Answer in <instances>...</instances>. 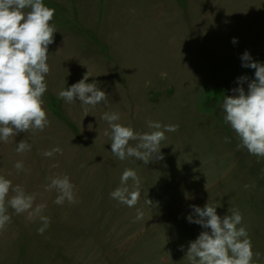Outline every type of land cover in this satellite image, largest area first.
I'll return each mask as SVG.
<instances>
[{"label": "rangeland", "instance_id": "374dc122", "mask_svg": "<svg viewBox=\"0 0 264 264\" xmlns=\"http://www.w3.org/2000/svg\"><path fill=\"white\" fill-rule=\"evenodd\" d=\"M44 3L55 9L57 29L43 97L50 125L0 143V175L35 193L36 203H47L44 215L51 223L41 235L38 219L9 208L11 223L0 231V264H190L189 242L204 229L187 216L192 206L208 202L221 206L222 217L231 207L242 213L252 250L260 253L255 264H264V157L238 147L222 111L225 95L241 86L238 78H248L246 91L255 79L241 56L248 52L264 63V0ZM88 70L87 82L97 83L108 103L85 117L78 99L67 104L58 93ZM105 112L120 113V123L140 133L150 131L149 120L179 127L166 133L163 159L148 165L120 161L104 134L110 131L100 118ZM22 140L31 150L18 154ZM57 147L62 154L42 155ZM17 161L24 171L15 169ZM126 168L141 179V198L132 208L110 196ZM56 174L70 177L76 203L56 205V193L45 191L47 178Z\"/></svg>", "mask_w": 264, "mask_h": 264}, {"label": "clouds", "instance_id": "9594fccd", "mask_svg": "<svg viewBox=\"0 0 264 264\" xmlns=\"http://www.w3.org/2000/svg\"><path fill=\"white\" fill-rule=\"evenodd\" d=\"M54 15L55 9L46 6L44 0H0V143H7L20 132L43 131L50 125L43 97L48 90L46 77L50 73L48 48L57 32ZM232 43H238V38H233ZM241 60L243 67L255 70V79L248 83L246 91L242 85L248 78H238L236 82L241 86L233 88L232 95H225L224 122L238 136V147L264 157V63L254 61L248 52ZM89 77L88 70L83 79L58 93V98L67 104L78 99L85 117L90 108L108 103L106 92L97 83H88ZM100 118L109 125L110 131L104 134L110 137L112 154L120 161L135 158L146 165L163 159L160 145L166 133L176 132L179 127L149 120L150 131L140 133L131 125L120 123L118 112H105ZM130 141L136 142L134 146ZM225 141L230 142L228 138ZM30 150L31 144L25 140L16 143L18 154ZM56 154H62L59 147L42 153L45 158ZM14 167L18 172L25 170L23 161H17ZM47 179L45 191L56 193V205L77 202L75 185L68 175L56 174ZM120 185L110 193L111 198L129 208L135 207L142 194L137 171L126 168L120 176ZM145 203L151 206L152 201L147 199ZM218 207L221 206L209 202L204 207L192 206L187 220L204 231L189 242L186 259L190 264H255L260 253L252 250L242 213L231 207L230 214L222 217L217 213ZM9 208L16 215L26 214L29 221L38 219L41 235L50 226V218L44 215L47 203H36L35 193L26 192L23 186L13 185L10 179L0 175V231L11 223ZM143 218L144 212L137 209L136 219Z\"/></svg>", "mask_w": 264, "mask_h": 264}]
</instances>
